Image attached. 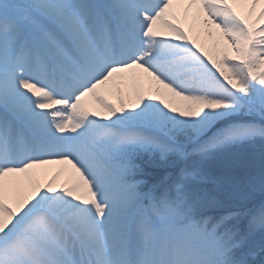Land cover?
<instances>
[{
  "label": "snow or ice",
  "instance_id": "6c2138e0",
  "mask_svg": "<svg viewBox=\"0 0 264 264\" xmlns=\"http://www.w3.org/2000/svg\"><path fill=\"white\" fill-rule=\"evenodd\" d=\"M244 112L264 0H0V264H264Z\"/></svg>",
  "mask_w": 264,
  "mask_h": 264
},
{
  "label": "rangeland",
  "instance_id": "374dc122",
  "mask_svg": "<svg viewBox=\"0 0 264 264\" xmlns=\"http://www.w3.org/2000/svg\"><path fill=\"white\" fill-rule=\"evenodd\" d=\"M239 116H243L249 119H255L256 121H258L259 126H264V120H262L258 114L244 112ZM256 121L255 123H257ZM255 139V142L237 145L230 153L233 159L241 161L243 164V167L241 169H238V171L255 177L257 185L256 191L253 193L252 197L246 201H243L241 204L232 205L235 206L234 208L252 207L254 205H258L261 201H264V191H261L259 187V177L262 166H264V141ZM232 155H236V157L238 158H235ZM244 223L246 224V221H244ZM259 233L260 232L256 234L258 236L257 239H261L262 241L264 238L259 237Z\"/></svg>",
  "mask_w": 264,
  "mask_h": 264
},
{
  "label": "bare ground",
  "instance_id": "6f19581e",
  "mask_svg": "<svg viewBox=\"0 0 264 264\" xmlns=\"http://www.w3.org/2000/svg\"><path fill=\"white\" fill-rule=\"evenodd\" d=\"M237 10L242 12L241 9H237ZM203 28H204V26L199 21L194 22L192 20L191 14L189 15V18L184 21V30L188 33L190 38L195 39L197 41L198 45L204 47L205 49H211L214 37H210V36L206 35ZM168 38L171 39V36H169ZM124 90L126 93L128 92L127 87H125ZM108 99L114 104L117 103V100H116L114 93L109 95ZM88 103L93 110H97L98 106L95 105L94 102H92L90 99H88ZM99 118L100 117H97V119H99ZM239 119L244 120V123H251V124L258 125V121H256L255 119H249V118H246L243 116H239ZM252 120H254V121H252ZM255 121L257 123H255Z\"/></svg>",
  "mask_w": 264,
  "mask_h": 264
},
{
  "label": "trees",
  "instance_id": "16d2710c",
  "mask_svg": "<svg viewBox=\"0 0 264 264\" xmlns=\"http://www.w3.org/2000/svg\"><path fill=\"white\" fill-rule=\"evenodd\" d=\"M247 143H252L251 141L250 142H247ZM246 144V143H245ZM232 156H234L235 158H238V157H236V155H232ZM181 166H183V165H181ZM210 170H212V166H210ZM234 207V206H233ZM259 231H257L255 234H257ZM255 236V235H254ZM259 237H261V238H263L264 237V233H262V232H260L259 233ZM255 240L254 241H252V239H251V243H263V241L262 242H260L261 240L260 239H257L258 238V236L256 235L255 237ZM264 246V245H263ZM256 247V246H255ZM257 249H259V248H261V246H257L256 247ZM262 257L263 255H259V257Z\"/></svg>",
  "mask_w": 264,
  "mask_h": 264
}]
</instances>
